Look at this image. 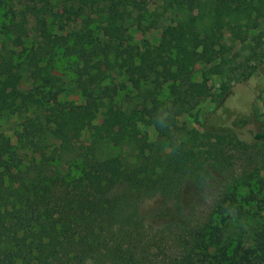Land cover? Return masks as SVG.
I'll list each match as a JSON object with an SVG mask.
<instances>
[{
  "label": "trees",
  "instance_id": "obj_1",
  "mask_svg": "<svg viewBox=\"0 0 264 264\" xmlns=\"http://www.w3.org/2000/svg\"><path fill=\"white\" fill-rule=\"evenodd\" d=\"M53 1L28 0L2 24L13 49L0 55V117L44 110L43 118L25 123L19 141L40 150L33 139L49 134L63 156L72 157L73 168L24 173L11 162V140L0 135V264H264V215L251 217L247 208L264 195V177L244 198L246 184H234L206 222L183 219L188 185L203 191L228 178L227 145L247 146L246 136L264 144V134L243 131L251 120L248 87L240 84L223 96L228 118L234 109L244 112L241 119L216 118L208 133L179 123L210 96L207 76L194 81L196 64L220 69L223 30L243 41L242 27H257L264 16V0H206L209 18L194 14L199 6L188 0L186 19L165 29L159 47L145 51L132 44L127 26L133 11H144L143 1L56 0L58 9ZM89 14L102 18L99 29L108 41L86 22ZM50 19L60 32L80 20L82 26L57 34ZM31 34L36 42L28 45ZM62 58L74 61L83 104L59 101L65 88L53 70ZM255 59H264V52ZM116 73L126 81L117 82ZM25 75L28 90L22 88ZM129 85L143 104H132ZM165 87L169 97L162 99ZM122 94L132 104L129 111L117 105ZM102 110L101 124L92 127ZM88 127L90 143L78 153L75 144ZM141 127H154L157 139L150 141ZM111 145L129 148L134 159L111 158ZM259 155L264 162V148ZM157 196L165 200L161 215L170 217L168 230L175 229L170 255L151 252L140 214L141 204Z\"/></svg>",
  "mask_w": 264,
  "mask_h": 264
},
{
  "label": "rangeland",
  "instance_id": "obj_2",
  "mask_svg": "<svg viewBox=\"0 0 264 264\" xmlns=\"http://www.w3.org/2000/svg\"><path fill=\"white\" fill-rule=\"evenodd\" d=\"M27 1L0 0V55H4L13 49L11 39L4 31L2 24L7 18L19 15ZM141 1L144 2V11L141 13L133 11L127 22L128 38L141 51L159 47L164 42L163 33L165 29L170 26H176L186 19L189 12L191 13L188 0ZM53 4L58 9L59 2L54 0ZM195 4L199 6L197 7L199 9H196L193 13H200L209 18V14L207 15L203 10L207 7L206 0H195ZM87 17L90 20L86 22H91L96 35L100 36L103 41H108L99 29L103 25L102 18L97 14H89ZM80 21L77 24L67 25L65 31L60 32L57 23L53 19L49 20L52 30L57 34L63 33L64 35L69 31L80 29L82 26ZM31 25L32 21L30 20ZM256 26L253 27L251 24L250 28L242 27L243 41L234 39L227 28L223 30L221 58L216 61V64L221 63L220 69H210L209 65H204L201 62L196 64L194 81L201 83L204 76H207L210 96L196 103L189 113L181 116L179 118L180 125L188 129H197L208 133L216 118L226 119L230 122L237 118L241 119L243 117L242 111L234 109L231 110L234 115L228 118L222 101L228 89L233 92L232 88L242 84L248 87L249 113L251 115V120L244 126L243 131L247 135L249 133L252 135L257 133L264 134V59H255V56H260L264 52V16L258 20ZM237 30H240V28L237 27ZM35 40V36L31 34L27 44L35 43ZM212 71H218L219 73L216 74ZM53 72L54 75L62 79L63 87L65 88L64 92L59 96V101L66 105L83 104L84 99L75 84L74 61L62 58L55 64ZM114 76L117 82L126 81L119 73L114 74ZM30 87L31 80L25 75L22 81V88L28 90ZM128 92L132 94V104L135 101L140 105L144 103V98L141 97L143 95L132 92L130 85ZM159 97L162 99L169 97L167 87L161 91ZM116 102L125 111H129L132 106L126 100L124 94L118 97ZM103 113L104 111L102 110L98 114L97 118L92 122V127L101 124ZM43 115L44 110L33 109L24 114H5L0 117V135L9 138L14 145L10 155L11 162L24 173L29 171V169L25 168H30V173H32L44 167L48 169L46 170L47 175H52L51 173L57 170L67 173L73 168L72 157L63 156L59 149V142L53 141L49 134L33 139L41 146L40 150L19 141L25 140L20 139L25 123L37 117L43 118ZM141 129L147 133L150 141L157 139L154 127H141ZM91 133V127L86 128L82 133L79 141L75 144L78 153L82 152L90 143ZM245 140L248 143L247 146H240L236 141L226 146L229 158L227 160L229 167L227 179H220L203 191L197 190L193 185L187 186L185 190L186 212L183 218L185 221L190 222L191 225L206 222L213 214L221 198L234 184L241 186L250 185V187L243 186L240 189V198L250 195V191H255L258 188L254 184L257 183L259 176L264 177V162L261 155H259V152L264 148V144L262 141L253 140V136H246ZM106 152L108 156L119 158L121 162L126 159H134L133 151L126 147L111 145L106 148ZM75 174L76 176L79 175L77 172ZM123 189H125V186L119 187L117 192ZM164 202L165 200L162 197L157 196L145 200L140 206V214L146 225V233L152 240L153 248L151 252L162 256L170 255L176 248L173 238L175 229L172 227L168 230L167 228L170 217L169 215H161ZM247 208L251 217L260 218L264 215V195H258L257 202Z\"/></svg>",
  "mask_w": 264,
  "mask_h": 264
}]
</instances>
